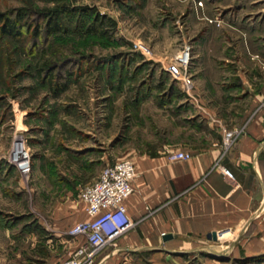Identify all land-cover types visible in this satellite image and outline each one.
<instances>
[{
	"label": "crops",
	"instance_id": "obj_1",
	"mask_svg": "<svg viewBox=\"0 0 264 264\" xmlns=\"http://www.w3.org/2000/svg\"><path fill=\"white\" fill-rule=\"evenodd\" d=\"M223 8L229 21L222 20L220 33L208 23L220 20L217 13L201 18L194 88L182 90L178 102L150 101L160 119L149 148L132 153L137 177L126 200L132 226L94 264H264V0H229ZM229 131L240 135L226 149ZM178 152L191 159L171 161ZM100 173L50 197L0 184V260L62 264L85 249L86 237L70 233L91 220L76 194ZM213 233L218 240L209 238Z\"/></svg>",
	"mask_w": 264,
	"mask_h": 264
},
{
	"label": "rangeland",
	"instance_id": "obj_2",
	"mask_svg": "<svg viewBox=\"0 0 264 264\" xmlns=\"http://www.w3.org/2000/svg\"><path fill=\"white\" fill-rule=\"evenodd\" d=\"M220 1L223 7L229 4ZM206 2L214 4V0H0V13L23 11L29 24L20 41L0 37V184H22L31 198L50 197L54 190L61 191L58 187H67L64 184H87L105 163L132 161V153L148 149L158 117L150 101L184 99V88L168 66L190 48L193 77L201 18L217 13L220 20L208 22L217 26V33L229 21V9L206 8ZM63 6L90 12L64 16L65 32L49 37L43 25ZM95 17L105 20L107 36L85 34L80 27ZM136 44L150 54L138 51ZM46 61L55 69L53 84L63 89L58 94L38 77L37 68ZM69 70L73 76L65 73ZM23 140L31 155L28 178L12 163L15 144ZM102 154L107 155L105 163Z\"/></svg>",
	"mask_w": 264,
	"mask_h": 264
},
{
	"label": "built area",
	"instance_id": "obj_3",
	"mask_svg": "<svg viewBox=\"0 0 264 264\" xmlns=\"http://www.w3.org/2000/svg\"><path fill=\"white\" fill-rule=\"evenodd\" d=\"M200 5L202 6V3ZM135 47L144 54H150L142 44H136ZM191 58L190 48H185L182 55L168 66L169 74L181 83L186 93L194 88L193 77L190 73ZM239 135L238 131L227 132L224 140L225 148L232 147ZM169 159L173 162L188 161L191 156L178 152L171 154ZM12 163L22 176L26 178L30 176L32 171L31 155L24 140L15 144ZM225 174L229 178H233L230 171L225 170ZM136 177L137 172L133 162L122 160L105 166L98 179L83 188L80 198L86 204L87 214L91 220L77 225L70 233L75 236L84 235L88 246L62 264H94L96 254L113 243L117 236L132 226L126 200L134 192L132 184ZM0 264L4 263L0 260Z\"/></svg>",
	"mask_w": 264,
	"mask_h": 264
},
{
	"label": "trees",
	"instance_id": "obj_4",
	"mask_svg": "<svg viewBox=\"0 0 264 264\" xmlns=\"http://www.w3.org/2000/svg\"><path fill=\"white\" fill-rule=\"evenodd\" d=\"M76 12H81L83 15H87L90 10L88 8L79 9V10H68L67 6H63L62 8H59L54 12L50 18L46 21V23L43 25L45 28V32L47 33V36L51 37L54 34L64 33V23L63 19L64 16L74 15ZM74 13V14H72ZM26 16L24 15L23 11H19V13H16L15 15H8V14H2L0 13V37L11 39L14 41H20L22 39V36L25 32H28L29 24H27ZM113 23V21H112ZM115 25V23L111 24ZM41 26V28L43 27ZM111 26V27H113ZM82 29H84L85 34H97V35H108L110 31L105 28V20L94 18V21L90 24H86V26H80ZM37 33V32H36ZM36 38H38L39 34H35ZM38 77L41 78L44 82H48L51 86L50 89H53L55 94H58L61 89V87L53 84L54 76L53 73L55 71L54 68H51L50 62L46 61L42 64H39L38 68ZM69 76H73L74 72L73 70H69L67 72ZM66 80V79H65ZM121 78H119V82H121ZM120 88L122 85H118ZM159 87V86H158ZM172 101V100H171Z\"/></svg>",
	"mask_w": 264,
	"mask_h": 264
},
{
	"label": "water",
	"instance_id": "obj_5",
	"mask_svg": "<svg viewBox=\"0 0 264 264\" xmlns=\"http://www.w3.org/2000/svg\"><path fill=\"white\" fill-rule=\"evenodd\" d=\"M164 238H165V239L172 238V235H166ZM209 238H212V239H214V240H218V236H217L216 233H213L212 235H209Z\"/></svg>",
	"mask_w": 264,
	"mask_h": 264
}]
</instances>
